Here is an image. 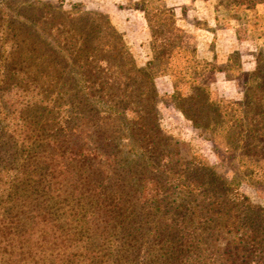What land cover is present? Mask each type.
Returning a JSON list of instances; mask_svg holds the SVG:
<instances>
[{
	"label": "trees",
	"instance_id": "obj_1",
	"mask_svg": "<svg viewBox=\"0 0 264 264\" xmlns=\"http://www.w3.org/2000/svg\"><path fill=\"white\" fill-rule=\"evenodd\" d=\"M141 10L153 39L146 67L106 14L0 0V264H259L261 208L210 168L169 159L180 145L160 126L152 69L172 78L175 104L195 128L219 124L231 141L244 123L232 114L224 125L228 110L199 80L195 48L155 44V18ZM176 49L186 53L181 66ZM255 72H264L259 62ZM192 211L203 212L218 253L201 248L196 225L186 230Z\"/></svg>",
	"mask_w": 264,
	"mask_h": 264
},
{
	"label": "rangeland",
	"instance_id": "obj_2",
	"mask_svg": "<svg viewBox=\"0 0 264 264\" xmlns=\"http://www.w3.org/2000/svg\"><path fill=\"white\" fill-rule=\"evenodd\" d=\"M44 1L59 5L70 12L93 11L106 14L109 17L112 16L114 19L110 17L112 24L113 22L117 23V27L113 25L123 36L135 64L139 67H146L147 62L153 59L151 45L153 39L145 17L150 35L149 53L143 44L127 42L131 40L130 33L138 31L141 26V19L139 20L134 15L135 9L145 8L152 12L157 23L156 28L160 31L154 40L155 44L168 40L181 43V47L186 50L195 48V55L202 62L198 68L201 73L199 80L207 86L210 98L220 102L228 110L229 116L223 118L224 125L233 121L231 119L233 114L241 118L245 131L230 141L227 139V128L218 129L219 124L216 128L213 125L208 128H195L175 104L176 100L172 96L174 92L172 78L168 74L161 73L155 67L152 70L155 73L153 81L157 93L160 126L167 135L178 141L180 145L176 149L173 146L170 147L166 153L172 161L181 158L179 162L184 164L193 160L202 164L205 169L210 168L215 172V176H220L226 180V185L233 192L245 196L247 202L258 205L264 214V104L262 105L258 99L262 93L264 96V72L260 74L255 72L258 62L264 69V62L260 60V54L264 55V3H254V0H215V27H213L217 32L215 38L220 37L221 42H223L222 37L225 38L227 33L232 32V36L237 39V44L228 47L227 50L217 52L212 43L210 49L213 55L210 59H205L198 55L193 33L185 31L179 25L178 19L180 18L176 16L174 8L164 5L162 0H139L135 2H124V0ZM188 6L185 4L181 7L182 14L186 13ZM158 8L170 9L172 17L170 14L159 15L155 13L154 11ZM168 18H173L175 25L184 31L186 37L178 39L177 31L169 29ZM189 20L191 23L200 26L207 25V19L198 20L193 17ZM185 57L186 53L183 50L176 49L172 53V60L177 66L183 64ZM259 85L263 91L259 90ZM258 110H262L263 113ZM171 164H168V167ZM207 171L205 170V172ZM170 196L174 197L175 195ZM204 199V196H198L194 203L206 204L208 199ZM230 201L231 199L228 203H231ZM245 204L246 201L243 205L238 204L237 207L241 206L243 210ZM190 213L186 221L183 222L187 226L186 230L188 228L191 230L196 225V233L200 234L206 242L200 243L201 248H204L206 253H218L220 250L218 251L217 248L223 246H217L220 240L205 237L203 212L192 211ZM225 232L226 229L221 231L223 234ZM211 233L217 234L213 231ZM217 236L220 237L221 235L217 234ZM260 250L261 253L257 254L260 257L258 263L264 264V245L261 246ZM216 260L213 263L209 261L208 264H220L219 259ZM204 262L206 261H201L199 264H207Z\"/></svg>",
	"mask_w": 264,
	"mask_h": 264
},
{
	"label": "crops",
	"instance_id": "obj_3",
	"mask_svg": "<svg viewBox=\"0 0 264 264\" xmlns=\"http://www.w3.org/2000/svg\"><path fill=\"white\" fill-rule=\"evenodd\" d=\"M139 0H124V2H135ZM164 5L168 7H173L175 14L179 17V25L185 31L189 33H193L195 37V46L197 48V52L199 57L210 59L213 55L211 48V44L213 43L215 47V51H224L227 50L228 47L234 46L237 44V39L235 36H232V32L226 34L225 38L222 37L223 42H221V38H215L217 32L213 28L215 27V0H162ZM188 4L189 6L186 9V13L182 14L180 9L183 5ZM135 17L141 19V26L138 31H134L130 33L131 40L127 41L129 43H138L143 44L145 48H147V52L149 53V45H150V35L149 28L147 26V22L145 21L144 12L140 9H135ZM111 19L112 16H110ZM196 17V19H207L206 26H200L195 23H191L189 18ZM114 20V19H113ZM112 20V21H113ZM113 24L117 27V23ZM118 29V28H117ZM139 34V35H138ZM229 35V36H228ZM223 43V44H220ZM214 49V48H213ZM221 49V50H219ZM148 57V56H147Z\"/></svg>",
	"mask_w": 264,
	"mask_h": 264
}]
</instances>
